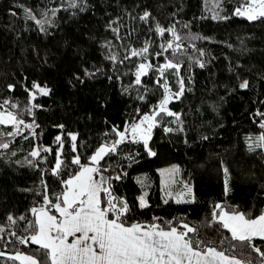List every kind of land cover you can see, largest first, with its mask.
Segmentation results:
<instances>
[{"label": "trees", "instance_id": "16d2710c", "mask_svg": "<svg viewBox=\"0 0 264 264\" xmlns=\"http://www.w3.org/2000/svg\"><path fill=\"white\" fill-rule=\"evenodd\" d=\"M60 2L56 0L57 4ZM238 2L224 0L220 14L230 16ZM19 4L39 8L48 4V0H0V101L10 99L24 109L27 101L24 87H30L32 81L46 84L52 92L36 101L43 105L42 109L35 110L34 119L39 125L37 138L25 141L17 137L13 147L18 156L0 158V226L6 228L0 233L4 237L0 239V251L33 254L36 245L5 244L9 239L15 241V237L8 236V231L20 236L30 234L24 229L28 221L35 220L30 209L42 205V179L47 182L48 194L52 196L63 190L60 179H67L78 170L69 165L61 178L51 175L49 170L59 147L54 142L57 135L64 139L67 163L73 156L67 134H77L78 154L86 164L94 149L110 138L105 133H111L113 126L123 128L137 106L147 112L160 98L152 74L144 78L145 86L151 90L146 103L135 99L138 93L134 88L125 94L123 88L134 77L129 74L116 80V75L127 73L128 68L121 66L119 72H114L112 64L105 59L108 41L123 53L122 44L140 48L150 36L153 50H159L158 45L171 37L166 33L162 38L148 31L158 22L164 27L175 24L182 36L190 32L207 38L184 41L188 55H193L188 47L190 43L206 53L202 58L206 64L203 69L185 60L181 75L188 90L169 105L172 111L181 114L185 131L166 135L161 128L154 130L150 146L157 153L155 157L148 156L142 145H127L117 156L101 162L102 167L110 169L104 175L126 173L119 181L113 180L112 185L114 193L124 196L133 206L134 221L150 223L153 217H159L157 222L162 224L186 221L199 228L198 239L204 241L201 248L215 247L226 255L253 259L259 264L255 253L245 251L241 256L243 246L231 240V234L216 224L211 214L217 203L253 217L264 212V152H249L245 141L247 136L254 137L262 131L254 122L257 119L254 113L264 111V22L250 23L239 17L213 20L210 4L206 5L205 0H88L87 11L76 16L61 12L55 18L57 26L49 28L50 34L45 35L34 30L31 23L26 24L22 13L10 14V9L19 11L14 8ZM145 10L154 17L149 24L136 19ZM110 21H116L114 26L120 27V35L125 37L123 41H117L108 30ZM184 24L189 27L184 28ZM133 62L139 61L134 59L128 63ZM162 62L163 58L154 60L156 64ZM84 68L100 71L87 78L83 77ZM77 75L84 78L83 84L76 79ZM109 76L113 79L109 80ZM169 79L175 90L174 79ZM245 79L249 81V88L240 89L239 83ZM10 83L17 85L14 92L8 91ZM23 118L26 122L33 119L27 114ZM170 119L166 118V126L177 127L167 125ZM203 136L209 139L203 140ZM33 145L52 149L51 153H41L47 159L40 161L38 168L13 163L17 158L22 159ZM128 153L135 155L134 161L124 159ZM172 164L179 166V181L191 186L194 202L177 204L172 198L168 204L163 202L159 169ZM223 167H227L230 174L227 196ZM140 180L144 181L143 185ZM145 192L149 207L140 209L136 198ZM9 214L23 215L26 220H18L11 226L5 219ZM253 242L264 250V241ZM0 264L20 262L0 257Z\"/></svg>", "mask_w": 264, "mask_h": 264}, {"label": "snow or ice", "instance_id": "6c2138e0", "mask_svg": "<svg viewBox=\"0 0 264 264\" xmlns=\"http://www.w3.org/2000/svg\"><path fill=\"white\" fill-rule=\"evenodd\" d=\"M205 4H210L209 10L213 20L239 17L250 23L264 22V0H239L230 16L220 14L223 11L224 0H205ZM89 7L88 0H61L58 4L56 0H48V4L39 8L25 4L15 5L14 8H18L19 11L10 9V14L19 16L22 13L26 24L31 23L34 30L47 35L50 34L49 28L57 26L55 18L61 12L68 11L70 15L76 16L87 11ZM136 19L149 24L150 19L154 17L151 12L145 10ZM115 24L116 21H110L107 28L117 41H123L125 37L120 35V27L114 26ZM183 27L189 26L184 24ZM148 31L162 38L167 33L171 38L159 44V50H153L150 36L140 48L122 44L123 53L115 44L108 41L105 44L107 50L105 59L112 64L114 72H119L121 66L128 68L127 73L116 75V80L119 81L122 76L129 74L134 77L131 83L123 88L125 94L134 88L138 93L135 99L139 103H146L151 90L145 86L144 78L152 74L153 84L159 90L160 98L155 104L150 105L147 112H142L137 106L133 110L131 120L125 121L123 128L113 126L111 133H105V136L110 138L94 149L86 164L81 162V156L78 154L77 134H67L73 153L67 163L64 160V139L61 135H57L54 142L59 147L55 153V163L49 170L51 175L61 178V173L69 165L76 166L78 170L67 179L61 178L63 190L59 194L53 193L52 196L48 194L47 182L42 179L44 188L42 205L30 209L35 220L28 221L24 229L30 234L20 236L15 231H8V236L15 237V241L9 239L5 244L18 242L25 246L29 243L36 245L38 247L33 254L21 252L9 254L0 251V257L19 261L20 264H255L253 259L229 256L225 251H218L215 247L201 248L204 241L198 239L199 228L189 225L186 221L177 222L178 226L172 221L166 224L158 223L159 217H153L150 223L134 221L133 206L124 196L115 194L112 185L113 180L119 181L122 174L126 175V173L107 177L104 175L110 169L102 167L101 162H107V157L117 156L127 145H142L148 156L155 157L157 153L150 146L154 130L161 128L166 135L185 131L181 114L172 111L169 105L181 99L188 90L181 75L185 60L201 69L206 67L202 59L206 55L205 51L196 48L195 43H190L188 47L192 49L193 55H188L184 41L207 38L192 35L190 32L182 36L175 24L164 27L156 22L154 26L148 28ZM128 35L130 36L131 33ZM241 43L243 44V41ZM166 53L168 55H165ZM159 58H163V62L154 63V60ZM134 59L139 62L128 63ZM99 71L100 69L90 71L84 68L83 77L91 78ZM83 77L77 75L76 79L83 84L85 82ZM170 77L175 81V90L170 83ZM108 79L112 80L113 77L109 76ZM16 87V84L7 85L9 92H14ZM239 88L248 89L249 81L242 80ZM24 91L27 94V101L22 110L13 100L0 101V158L18 156L17 150L13 147L17 137L29 141L35 140L38 136L36 130L39 125L34 116L35 110L42 109L43 105L36 101L38 97L50 96L52 89L46 84L32 81L30 87H24ZM25 114L33 117L31 122L25 121L23 118ZM254 117L257 118L254 122L262 131L254 137L245 138L247 150L264 152V111L257 110ZM166 118H171L167 120V125L175 124L177 127L166 126ZM57 127L62 129L64 125ZM9 128L11 130H5ZM202 139L207 140L209 137L203 136ZM51 152L50 147L33 145L22 159L17 158L13 163L19 167L38 168L39 162L47 159L41 153ZM135 158L131 153L124 157L128 161H134ZM178 173L177 167L160 171L161 177L164 178L162 191L165 204L169 203V198L174 199L177 204L194 202L191 186L186 182L177 181ZM223 174L224 193L227 196L230 191V174L227 167H223ZM138 182L144 184L143 180ZM178 182L182 184V190L174 192L173 185ZM136 199L140 209L149 207L146 192ZM211 215L216 224L231 234V240L238 241L243 246L240 249L241 256L245 251L255 253L259 264H264V250L253 242L257 239L264 241V212L253 217L236 209H226L223 204L217 203ZM5 219L9 225L15 226L18 220L25 221L26 217L23 215L14 217L9 214ZM5 231L6 228L0 226V233ZM70 237L71 242H69ZM0 239L4 237L0 236ZM230 247L234 248L235 245Z\"/></svg>", "mask_w": 264, "mask_h": 264}, {"label": "rangeland", "instance_id": "374dc122", "mask_svg": "<svg viewBox=\"0 0 264 264\" xmlns=\"http://www.w3.org/2000/svg\"><path fill=\"white\" fill-rule=\"evenodd\" d=\"M173 167H177V168H179L178 165H176V164H172V165H168V166H163V167H161V168L159 169V172H160L161 170L171 169V168H173ZM179 173H180V172H179ZM179 173H178V175H177V177H176L177 181H179ZM160 177H161V175H160ZM163 179H164V178L161 177V187H162V188H163V184H162V180H163ZM180 190H182V184H179V182H178L177 184L173 185V191H174V192H176V191H180ZM163 194H164V193H163Z\"/></svg>", "mask_w": 264, "mask_h": 264}, {"label": "crops", "instance_id": "0c3cea01", "mask_svg": "<svg viewBox=\"0 0 264 264\" xmlns=\"http://www.w3.org/2000/svg\"><path fill=\"white\" fill-rule=\"evenodd\" d=\"M71 241H72V238L70 237V238H69V242H71Z\"/></svg>", "mask_w": 264, "mask_h": 264}]
</instances>
